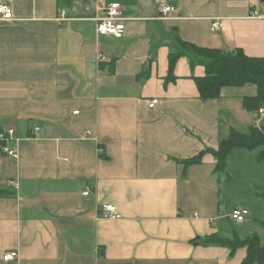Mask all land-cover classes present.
Segmentation results:
<instances>
[{"label":"crops","instance_id":"crops-1","mask_svg":"<svg viewBox=\"0 0 264 264\" xmlns=\"http://www.w3.org/2000/svg\"><path fill=\"white\" fill-rule=\"evenodd\" d=\"M0 2L16 18L0 22V130L22 138L19 158L0 150V264H242L246 246L198 238L257 234L264 245L263 148L231 152L222 171L211 153L231 128L264 127L243 105L256 88L204 100L195 77L205 67L185 56L167 81L177 36L264 56V18L252 16L264 0ZM112 3L126 30L99 36ZM106 204L122 217H103ZM238 206L243 222L231 217ZM12 250L19 258L5 261Z\"/></svg>","mask_w":264,"mask_h":264},{"label":"trees","instance_id":"trees-1","mask_svg":"<svg viewBox=\"0 0 264 264\" xmlns=\"http://www.w3.org/2000/svg\"><path fill=\"white\" fill-rule=\"evenodd\" d=\"M188 57L192 66L198 64L205 67V75L195 77L200 97L204 100L221 97L225 87H243L253 85L256 94L244 96V107L252 112H257V120L260 119L259 110L264 107V56H250L243 49L225 51L217 48L200 47L196 44L176 38V46L169 55V74L167 81L175 80L176 63L181 57ZM262 147L260 160L264 158V127L252 125L247 133H242L231 128L227 137L219 143L211 153L216 159V171H222L227 167L228 155L239 149H255ZM206 151L186 159V165L200 164ZM198 240L206 245H226L232 252L239 247L248 248V256L242 264H264V245L257 234L241 239L235 236L233 239H224L217 235L199 237Z\"/></svg>","mask_w":264,"mask_h":264},{"label":"built area","instance_id":"built-area-1","mask_svg":"<svg viewBox=\"0 0 264 264\" xmlns=\"http://www.w3.org/2000/svg\"><path fill=\"white\" fill-rule=\"evenodd\" d=\"M104 13L102 16L98 17L97 20V34L99 36H122L126 30L127 18L124 16L123 7L119 3H112L107 7H103ZM173 10V7L167 3H161L159 6L160 16L159 19H168L169 13ZM252 16L258 18H264V7L261 9H256L253 11ZM66 13L63 12L60 21L67 20ZM16 20L12 7L9 3L0 2V22H10ZM222 24L219 21H215L212 24L213 30L217 31L221 28ZM102 58V57H100ZM156 100L149 102L150 107H154ZM259 116L264 115V107L258 112ZM260 119L257 120L259 123ZM38 129V128H37ZM33 135L37 136L36 133ZM22 138L18 136L16 129L14 127H6L0 130V150L10 157L19 158V146ZM11 143L15 146L12 147ZM18 188V184H15ZM92 188H88L85 191V195L91 193ZM249 211L244 207H236L232 213L231 217L238 221H245ZM102 215L105 218L119 219L122 216L117 212L116 207L112 204H106L102 207ZM5 261H12L19 258L18 251L12 250L4 253Z\"/></svg>","mask_w":264,"mask_h":264},{"label":"rangeland","instance_id":"rangeland-1","mask_svg":"<svg viewBox=\"0 0 264 264\" xmlns=\"http://www.w3.org/2000/svg\"><path fill=\"white\" fill-rule=\"evenodd\" d=\"M263 116H264V115H261V116H260V122H263Z\"/></svg>","mask_w":264,"mask_h":264}]
</instances>
